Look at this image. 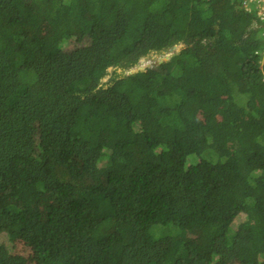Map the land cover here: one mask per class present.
Masks as SVG:
<instances>
[{"label":"trees","instance_id":"16d2710c","mask_svg":"<svg viewBox=\"0 0 264 264\" xmlns=\"http://www.w3.org/2000/svg\"><path fill=\"white\" fill-rule=\"evenodd\" d=\"M260 9L0 0V264H264Z\"/></svg>","mask_w":264,"mask_h":264},{"label":"rangeland","instance_id":"374dc122","mask_svg":"<svg viewBox=\"0 0 264 264\" xmlns=\"http://www.w3.org/2000/svg\"><path fill=\"white\" fill-rule=\"evenodd\" d=\"M258 2V5L259 6H261V9H260V12H263L264 13V3H260V0H257ZM178 46H177V49H180L181 47H183L184 46V44H177ZM173 53V51H168V53H163V54H155V53H153V54H150L149 56H146L143 60V63L142 64H140V65H143L145 62H150V63H154L160 56H164V55H166V54H172ZM140 65H137V67L138 66H140ZM109 76H110V73H108V74H106L105 75V79H107L108 80V78H109ZM200 231H201V229H200ZM202 232V231H201ZM199 234V233H198ZM196 232H195V230H188L186 233H185V235L187 236V238L188 239H190V240H194V241H198V242H202L203 243V238L202 239H198V237H199V235H198ZM203 237V236H202ZM195 238H197V239H195ZM208 243H210V241H208ZM209 246V245H208Z\"/></svg>","mask_w":264,"mask_h":264},{"label":"water","instance_id":"95a60500","mask_svg":"<svg viewBox=\"0 0 264 264\" xmlns=\"http://www.w3.org/2000/svg\"><path fill=\"white\" fill-rule=\"evenodd\" d=\"M180 44H182V43H180ZM177 44H175V45H173L170 49H169V51H174V50H176V51H178L179 49H177ZM169 56H170V54L168 55V54H166V55H164V56H160L153 64L152 63H150V62H145L143 65H140V66H135L133 69H127V70H123L122 68H117V71L118 72H122V73H126V74H130V73H132L133 71H136V70H138V69H143V68H145V67H150L151 65H154V64H156V63H159V62H161L162 60H164V59H167V58H169ZM113 69V67L112 66H110L109 68H108V70L109 71H111Z\"/></svg>","mask_w":264,"mask_h":264},{"label":"clouds","instance_id":"9594fccd","mask_svg":"<svg viewBox=\"0 0 264 264\" xmlns=\"http://www.w3.org/2000/svg\"><path fill=\"white\" fill-rule=\"evenodd\" d=\"M250 1H256V2H258L257 0H250ZM262 2L264 3V1H261V4H262ZM261 13H262V12H261ZM263 14H264V13H263ZM143 61H144V60L142 59V63H143ZM142 63H141V64H142ZM138 65H140V64H138ZM136 66H137V65H136ZM133 68H134V67H133ZM133 68H132V69H133ZM126 70H127V69H126ZM109 72H111V71H109ZM110 74H111V73H110ZM102 80L105 81V80H107V79H105V76H104V77L102 78Z\"/></svg>","mask_w":264,"mask_h":264},{"label":"built area","instance_id":"2783aa9c","mask_svg":"<svg viewBox=\"0 0 264 264\" xmlns=\"http://www.w3.org/2000/svg\"><path fill=\"white\" fill-rule=\"evenodd\" d=\"M260 1H264V0H260Z\"/></svg>","mask_w":264,"mask_h":264}]
</instances>
